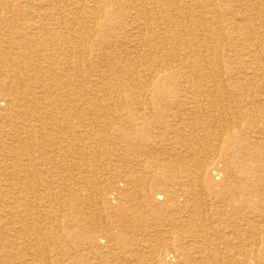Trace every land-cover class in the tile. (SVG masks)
<instances>
[{"label": "bare ground", "instance_id": "obj_1", "mask_svg": "<svg viewBox=\"0 0 264 264\" xmlns=\"http://www.w3.org/2000/svg\"><path fill=\"white\" fill-rule=\"evenodd\" d=\"M239 14L229 29L243 46L212 49L209 25ZM261 15L264 0H0V174L12 179L0 264H247L250 237L264 246L250 211L263 224L264 50L251 44L264 42ZM98 27L122 31L118 46L94 44ZM94 54L110 74L85 71ZM220 61L226 76L213 78ZM53 76L59 97H90L78 119H50ZM216 158L254 193L215 182ZM105 183L117 185L115 204L95 201ZM73 194L90 208L69 224L55 209ZM255 257L264 262V247Z\"/></svg>", "mask_w": 264, "mask_h": 264}, {"label": "rangeland", "instance_id": "obj_2", "mask_svg": "<svg viewBox=\"0 0 264 264\" xmlns=\"http://www.w3.org/2000/svg\"><path fill=\"white\" fill-rule=\"evenodd\" d=\"M253 14V13H252ZM243 15H245L244 17H246L249 21H254V20H256V19H258L257 17H254V16H252V15H248V14H243ZM243 15L242 14H239V15H236V17H228V18H223V19H221V18H219V19H217V20H213V22H212V24L211 25H209V28L211 29V31H213V30H215V32H216V30H217V35L213 38V39H211V45H209L210 47H212V49L213 48H217V49H220V48H225V49H228V47H235L236 46V48H239V47H241V46H243V39H247V37L242 33V32H240L239 30H235V29H232V30H230L229 29V24L230 23H232V22H239L238 20H240V17H243ZM248 16V17H247ZM262 17H264L263 15H261ZM110 21V20H109ZM112 22H114V21H112ZM203 29H206L204 26H203ZM262 30L260 29V32H261ZM259 31H255V33L253 34L254 36H255V38L256 39H258L259 38V36H258V33H260ZM94 36V38H93V40H94V44H97L98 45V43H99V40H102V39H104L105 41H107V39H110V42L114 45V46H118V43H119V41L121 40V38H123V34H122V31L121 32H118L117 31V29H112V30H107L106 32H104V31H102L99 27L96 29V31L94 32V34H93ZM122 36V37H121ZM235 37V38H234ZM219 38V39H218ZM237 38H238V40H237ZM91 41V40H90ZM220 41V42H219ZM239 41V42H238ZM209 44V43H208ZM251 44H256V45H258V44H260L261 45V47H262V49L264 50V42H262V41H258V42H255V43H251ZM35 45V46H34ZM222 45V46H221ZM33 49H35V50H38V49H40V48H42V45L39 43V41H37V42H35V43H33ZM39 47V48H38ZM10 52L13 54L14 52L10 49ZM2 55H4V57H2ZM13 56H17V55H15V54H13ZM5 57H7V54L6 53H2V54H0V59L2 60V58H5ZM95 57V58H94ZM99 56H97L96 54H94L93 56H89L88 57V62L85 64V71L86 72H89V71H93V68H91V67H93V65H94V68L96 69V70H98V71H106L107 72V74H110L111 73V69H112V67H113V65H111V63H108V64H106L102 59H100V58H98ZM14 58H17V57H14ZM100 59V60H99ZM95 60V61H94ZM94 61V62H93ZM221 62V61H220ZM87 64H88V66H87ZM215 66H217V67H215ZM214 67H212V69H211V74L213 75V76H211V77H213V78H219V79H222V78H225V76H226V74L224 73V70L223 69H225V67H226V63H224V62H221V64H219V66H218V64L217 65H215ZM239 66H240V61L239 60H236L234 63L232 62V64H231V66L230 67H232V68H234V69H236L237 70V68H239ZM53 69H54V67H53ZM108 69H110V70H108ZM223 71V72H222ZM226 71V70H225ZM113 77V76H112ZM2 79V77L0 78V80ZM40 79L41 80H43V77L42 76H40ZM63 80L64 79H60L58 76H53V83L55 84H53L52 83V81H50V95L52 96L53 95V97L54 98H56V100H59V101H57L56 102V107H57V109L58 110H56V112L54 111V114L53 113H50V115H51V117H50V119L52 118L53 120H54V118H56V119H58L59 121H62V123H65V121H66V123H69V121H74L75 119H78V117L79 116H82L83 114H82V112H80V113H78L77 111H75L74 109H76V107L77 106H79V102H84L85 104H86V107H88V105H89V103H90V97L89 96H83V95H81L80 93V91H77L78 93H77V97H75L74 99H72V98H68V97H63V98H61V97H59V95L61 94V95H63L64 93V91H66V90H64L65 88H62V87H58V86H61L63 83ZM62 81V82H61ZM61 82V83H60ZM54 89H53V88ZM72 87H73V85H72ZM80 87V86H79ZM79 87H77L76 89H79ZM62 88V89H61ZM137 89V87L135 86L134 88H132V90L133 91H135ZM129 90H131V89H129ZM60 92H62V93H60ZM128 92V90L126 91V93ZM101 93V92H100ZM55 94V95H54ZM65 95V94H64ZM113 95H115V96H117V102L119 103V101L120 102H124V100H128V98H127V95H125V92H122L121 90H119V91H116V92H113ZM68 99V101H67V99ZM81 98V99H80ZM110 98V95H109V97H107V99H109ZM66 99V100H65ZM78 99V100H77ZM71 100V101H70ZM77 101V103H76V101ZM116 102V103H117ZM78 104V105H77ZM125 106V105H124ZM122 108H123V106H121ZM72 110H71V109ZM74 108V109H73ZM68 109V110H67ZM67 110V111H66ZM62 114H61V113ZM77 112V113H76ZM84 113V112H83ZM47 114L49 115V112H47ZM67 114V115H66ZM73 114V115H72ZM80 114V115H79ZM82 114V115H81ZM76 115V116H75ZM54 116H56V117H54ZM65 118H64V117ZM60 117V118H59ZM68 118V119H67ZM75 118V119H74ZM55 119V120H56ZM97 121V124L99 123V121H103L105 124H108L107 122H105V121H107L105 118H103V119H96ZM9 152H12V151H9ZM12 154V155H11ZM252 154V153H251ZM8 155V154H7ZM10 158L11 157H13V152L12 153H10V155H8ZM240 160H242V161H245L246 163H250V164H257V162H258V157L256 156V155H250V154H241L240 155ZM248 160H249V162H248ZM8 163L10 162V160L9 161H7ZM11 164V162L9 163V165L8 166H11L10 165ZM195 167H196V165H194ZM213 166L215 167V173L217 174V176H214V175H211V177H212V179L213 180H217V178H218V180L217 181H215V182H219L220 183V181L222 182V181H225V182H228V183H230V182H233L232 183V186H234V187H241V188H243V191H244V194L245 195H248V193H254V191H255V189H251V188H249V186L246 184V182H244L243 181V178H242V176L241 175H239V174H235L232 178H229V175L228 174H226V173H224V172H222V170H223V167H222V164H221V162L216 158L214 161H213ZM10 170H12L10 167H8ZM8 169V170H9ZM76 173V172H75ZM75 173H73V174H75ZM72 174V173H71ZM101 174V175H100ZM257 174H261V173H257ZM76 176V178H77V174H75ZM99 176H101V177H103V178H105V176H106V172H100L99 174H98ZM262 175V174H261ZM7 176L8 175H6L5 176V174H4V177H3V174H0V195H1V197L3 196V197H5L6 198V195H7V191H6V185H8V182H5L4 180H6V178H7ZM71 176H73V175H71ZM65 177H67V175L65 176ZM70 177V176H69ZM106 178H109L108 176L106 177ZM8 179L9 180H12L11 179V176H10V178H9V176H8ZM2 180H3V182H2ZM263 181H264V178H263ZM13 182H15V181H13ZM227 183V184H228ZM1 184H3V185H1ZM107 184L108 183H105V185L107 186ZM114 185V184H113ZM121 185H118V187L119 188H121L122 189V187H120ZM8 187H9V185H8ZM115 187H117V185L115 186ZM114 187V188H115ZM2 188V189H1ZM5 188V189H4ZM106 188H107V190H106ZM112 188H113V186L111 187H109V186H107V187H105L100 193H98L97 192V195L95 196V198H98V196H99V198H101V199H95V201L97 200V201H99L100 202V200L101 201H108L111 205H112V203L113 204H115V202H116V197H117V192H115L114 191V188H113V190H112ZM111 189V190H110ZM58 190V189H57ZM4 191H6V192H4ZM88 191H89V189H88ZM88 191L85 193V194H87V195H89V193H88ZM99 191V190H98ZM105 192V193H104ZM112 192V193H111ZM4 193H6V194H4ZM107 193V194H106ZM113 194V195H112ZM260 194V193H259ZM74 195V197L72 196V195H70V197L69 196H67V198L65 199V201H62L61 202V204H59L60 206H57L56 207V209H55V211H57L58 213H59V211L61 212V214L63 215V217H65V219L69 222V224L71 223V219H72V216L71 215H73L72 213H74V208H75V211L76 210H78V212L80 213V214H82L83 212H85L86 210V208L87 209H89L90 208V206H87V202H84L83 204H81V202H79L78 201V199L76 198V196H75V194H73ZM114 195H116V197L114 196ZM114 196V198H112ZM69 198V199H68ZM73 198V199H72ZM94 198V197H93ZM87 200V199H86ZM111 200V201H110ZM254 200L255 201H258V198H256V197H254ZM96 201V202H97ZM77 202V203H76ZM79 202V203H78ZM83 202V201H82ZM86 203V204H85ZM89 204V203H88ZM66 205V206H65ZM65 206V207H64ZM86 206V207H85ZM257 206V205H256ZM84 207V208H83ZM260 207H261V209H260ZM60 208V209H59ZM78 208V209H77ZM257 210H259L260 212H262L263 210H264V204L261 206V205H259L258 206V208H257ZM250 211H252V212H255V213H252L251 214V219L254 221L251 225H252V227L253 228H258L257 226L258 225H264V220H263V224H261L260 223V221H261V219H260V217L258 216V214H256V211H254V210H250ZM57 212H55L56 214H57ZM66 212V213H65ZM69 215V216H68ZM66 221V222H67ZM258 229H260V228H258ZM261 230V229H260ZM259 230V231H260ZM258 231V232H259ZM259 237V236H258ZM258 237H256V238H253L252 239V237H250V239H249V247H247V250H249L250 249V251H248L247 253H250V254H247V256H244L245 258H246V260H247V264H264V262H260V261H258V260H256V258L257 257H255L256 256V253L258 252V251H260L261 253H262V250H263V245L261 244V242H259V240H258ZM255 243V244H254ZM66 248V247H65ZM69 248V247H68ZM67 248V249H68ZM258 248V249H257ZM257 249V250H256ZM1 253V252H0ZM243 258V257H242ZM168 261H169V263H171V264H174V262H173V260L172 259H168ZM53 264H55V263H53Z\"/></svg>", "mask_w": 264, "mask_h": 264}]
</instances>
